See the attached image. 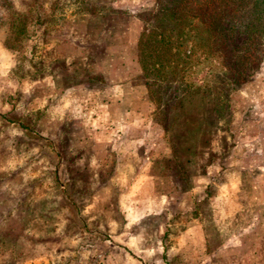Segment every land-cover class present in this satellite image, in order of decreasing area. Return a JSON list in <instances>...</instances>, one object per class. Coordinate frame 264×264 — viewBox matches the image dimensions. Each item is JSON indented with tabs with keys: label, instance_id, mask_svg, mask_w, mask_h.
<instances>
[{
	"label": "rangeland",
	"instance_id": "rangeland-1",
	"mask_svg": "<svg viewBox=\"0 0 264 264\" xmlns=\"http://www.w3.org/2000/svg\"><path fill=\"white\" fill-rule=\"evenodd\" d=\"M26 1L0 0V264H75L105 199L130 216L167 201L138 231L204 223L211 249L222 211L264 248V58L230 92L231 62L194 40L164 80L137 43L168 0H35L16 17Z\"/></svg>",
	"mask_w": 264,
	"mask_h": 264
},
{
	"label": "crops",
	"instance_id": "crops-1",
	"mask_svg": "<svg viewBox=\"0 0 264 264\" xmlns=\"http://www.w3.org/2000/svg\"><path fill=\"white\" fill-rule=\"evenodd\" d=\"M3 42L4 36L0 33V57L10 60L12 56L3 48ZM131 122L133 121L123 118L121 127L127 128ZM142 122L135 121V125L142 126ZM127 203L123 200L102 201L103 210L98 218V225L87 232L89 243L77 251L75 264H264V259L260 257L264 256V248L257 249L243 242L245 238L250 241L256 239L254 233H247L244 238L236 230H222L226 223L222 211L218 213L216 223L219 243L211 249L204 223H192L178 234H173L170 231L171 225L168 224L155 226V232H146L145 229L138 231L139 228L135 226L140 222L145 223L147 220L155 224L159 218H151L150 215L163 214L169 202L159 199L140 200L134 216H130L124 209ZM118 210L121 213V217L117 216L119 224L109 220L112 219L111 214H119ZM132 223L134 228L130 230ZM150 238L156 239L154 241Z\"/></svg>",
	"mask_w": 264,
	"mask_h": 264
},
{
	"label": "trees",
	"instance_id": "trees-1",
	"mask_svg": "<svg viewBox=\"0 0 264 264\" xmlns=\"http://www.w3.org/2000/svg\"><path fill=\"white\" fill-rule=\"evenodd\" d=\"M167 2L165 9L161 7L158 12L163 13L153 17V32L150 36L143 32L137 43L138 63L145 74L148 71L153 77L157 75L165 80L169 74H175V66L184 63L181 59L186 60L184 47L188 42H210L212 48L214 44L219 47L217 55L220 59L231 62L227 63L229 68L225 70L227 82L224 84L231 92L242 83L241 76L246 68L264 58V0ZM34 3L35 0L26 1L20 7L23 12L16 11L15 16L31 17ZM7 14L6 10L1 16ZM236 64L244 65L243 69L237 70Z\"/></svg>",
	"mask_w": 264,
	"mask_h": 264
}]
</instances>
